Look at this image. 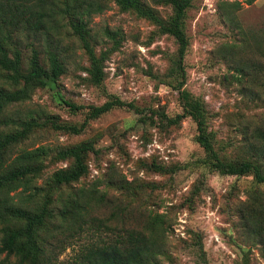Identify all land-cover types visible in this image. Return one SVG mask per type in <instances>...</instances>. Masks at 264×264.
I'll use <instances>...</instances> for the list:
<instances>
[{"label":"rangeland","instance_id":"obj_1","mask_svg":"<svg viewBox=\"0 0 264 264\" xmlns=\"http://www.w3.org/2000/svg\"><path fill=\"white\" fill-rule=\"evenodd\" d=\"M140 1L146 14L122 10L109 1L108 8L93 15L89 23L91 46L96 55L102 54L100 85L89 80V58L65 25L50 40L16 34L23 44L40 45L41 60L46 56L44 49L57 45L65 68L56 89L37 87L30 99L8 110L44 109L62 122H86L79 134L57 131L49 124L35 128L31 138L14 151L39 144L53 148L93 141L96 151L84 156L87 172L59 186L55 196L58 189L67 194L78 189L96 192L102 202L90 214L109 225L138 226L148 215H162L164 249L158 264H264V236L258 226L244 228L242 218L257 200L256 192H264V183L252 175H226L211 169L195 141V122L184 117L169 124L156 113L174 116L182 111L175 88L181 76L171 71L178 58V42L161 31L157 22H170L174 10L165 0ZM263 25L264 0H192L183 17L189 42L182 62L184 87L203 102L207 129L225 160L241 161L252 155V130L264 126V90L250 86L251 93H242L221 50L239 44L242 31ZM105 29L112 38L104 34ZM23 53L28 57L29 49L23 48ZM109 95L132 102L139 113L115 107L87 118L89 107L103 103ZM61 99L80 108L72 111ZM67 165L69 161L47 162L36 184L44 185L54 170ZM106 233L110 234L103 228L92 237L90 231H83L74 245L107 239ZM71 254L67 248L57 264H66Z\"/></svg>","mask_w":264,"mask_h":264},{"label":"trees","instance_id":"obj_2","mask_svg":"<svg viewBox=\"0 0 264 264\" xmlns=\"http://www.w3.org/2000/svg\"><path fill=\"white\" fill-rule=\"evenodd\" d=\"M109 1H114L122 10L145 13L140 0H0V264H57L59 255L67 248L72 249V254L66 264H158V256L163 253L165 221L162 215H148L138 226L109 225L107 220L90 214L92 207L102 202L96 192L78 189L67 194L58 189L55 196L59 186L76 181L87 172L84 156L96 151L93 141L53 148L39 144L14 151L17 144L31 138L35 128L49 124L54 130L79 134L86 122L80 125L62 122L44 109L8 110L30 99L37 87L56 89L65 68L57 45L44 49L46 56L41 60L40 45L23 44L16 34L32 35L33 40H38L37 36L50 40L61 34L65 25L78 38L89 58V80L100 85L102 54L96 55L91 46L89 23L93 15L108 8ZM165 1L174 10L173 18L170 22H157L161 31L172 34L178 42V58L171 71L181 76L175 88L182 111L174 116L156 113L169 124H177L184 117L195 122V141L205 153L203 162L211 169L226 175H252L256 182L264 183V126L252 130L255 136L250 145L254 150L250 157L241 161L220 157L213 135L207 129L203 102L184 87L182 62L189 42L183 17L192 0ZM234 6L238 8L240 3ZM62 20L64 24H60ZM242 33V41L227 45L221 54L235 72V84L242 93L249 94L250 86L264 90V25ZM104 34L112 38L109 29ZM23 48L29 49L28 57H24ZM61 101L72 111L80 108L73 102ZM115 107H127L139 113L132 102L109 95L103 103L89 107L87 118H96ZM51 161H69V165L54 170L44 185H37L36 180L42 177L47 162ZM254 197L255 203L247 213H242L244 228L258 226L264 236V192L257 191ZM59 218L64 223H56ZM103 228L110 232L106 233L107 239L98 237L74 245L83 231H90L93 237Z\"/></svg>","mask_w":264,"mask_h":264}]
</instances>
